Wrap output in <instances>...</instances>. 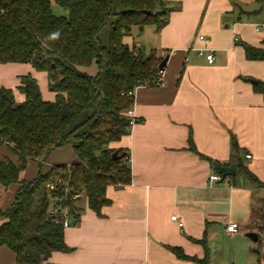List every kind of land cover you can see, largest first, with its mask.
Here are the masks:
<instances>
[{
    "label": "crops",
    "instance_id": "1",
    "mask_svg": "<svg viewBox=\"0 0 264 264\" xmlns=\"http://www.w3.org/2000/svg\"><path fill=\"white\" fill-rule=\"evenodd\" d=\"M165 1L173 8L168 23L159 31L147 26L157 44L150 50L168 58L161 84L136 88L137 122L112 144L128 151L131 182L107 188L110 203L100 215L83 193L79 221L64 230L69 251L41 264H199L205 258L208 264H264V96L257 88L264 61L249 60L244 51V45L264 49V0ZM199 35L208 40L213 64L198 55ZM123 42L132 47L135 39ZM96 67L80 70L95 76ZM26 76L36 79L44 101L55 100L47 73L31 64H0V88L12 90L17 103L25 101L18 88ZM4 157L18 163L7 148L0 150ZM238 160L263 186L247 182ZM76 161L72 146L57 149L41 165L30 161L20 180ZM215 162L235 165V175L210 182L218 174ZM17 190L0 184V212L9 211ZM232 223L239 226L235 234L226 231ZM0 264L19 263L1 247Z\"/></svg>",
    "mask_w": 264,
    "mask_h": 264
},
{
    "label": "trees",
    "instance_id": "2",
    "mask_svg": "<svg viewBox=\"0 0 264 264\" xmlns=\"http://www.w3.org/2000/svg\"><path fill=\"white\" fill-rule=\"evenodd\" d=\"M57 4L68 17L55 15L50 0H0V64H31L47 73L49 90L55 94L53 102L44 101L31 76L21 78L22 103L16 102L12 90L0 88V150L7 148L18 159H0V184L18 185L9 211L0 212V248L13 251L19 264H41L54 252L69 251L63 225L48 220L54 204L68 210L77 223L81 208L72 195L85 193L89 208L100 215L110 203L107 188L131 182L129 153L112 144L132 126L126 113L134 106L136 88L158 87L165 69H159L164 59L156 50L146 52L123 42L135 29L163 28L173 11L165 0ZM244 51L247 59L264 61V49L244 45ZM94 62L95 76L80 70ZM257 88L264 96V83ZM66 146H72L76 162L40 171L32 181L20 180L30 161L41 165ZM115 152L121 156L117 160ZM236 165L250 185H262L240 160ZM52 195L58 202H51ZM172 251L188 259L180 249Z\"/></svg>",
    "mask_w": 264,
    "mask_h": 264
},
{
    "label": "built area",
    "instance_id": "3",
    "mask_svg": "<svg viewBox=\"0 0 264 264\" xmlns=\"http://www.w3.org/2000/svg\"><path fill=\"white\" fill-rule=\"evenodd\" d=\"M198 42L201 43L203 46L198 48L197 52H198V55L201 56V57H204L207 61L208 64H213L214 63V54L211 50H209L207 48V43H208V40L205 36L203 35H199L198 38H197ZM127 116L130 118V123L131 125H134L137 120L132 116V109L131 110H128V112L126 113ZM246 158H250V155H247ZM220 175L218 174H214L212 176H210V182H217L220 180ZM50 190H55V186L54 185H51L49 187ZM83 195V192H77L75 193L74 195H72V200H78L81 198V196ZM51 202L54 203V202H58V197L57 196H51ZM51 215L54 216V219H56V221L60 224L63 225V227L66 229L68 227H70L72 225V219H71V216L68 212V210H60L58 208L57 205H53L52 207V210H51ZM172 220L173 221H177V217L176 216H173L172 217ZM179 225H182L181 223H179ZM226 231L230 234H235L239 231V226L235 223H232V224H229L226 228Z\"/></svg>",
    "mask_w": 264,
    "mask_h": 264
},
{
    "label": "rangeland",
    "instance_id": "4",
    "mask_svg": "<svg viewBox=\"0 0 264 264\" xmlns=\"http://www.w3.org/2000/svg\"><path fill=\"white\" fill-rule=\"evenodd\" d=\"M52 10L55 15L68 17V12L60 8L58 5H55V3L52 6ZM133 37L135 39L136 47L138 49H143L146 52L150 51L151 48H154V45H157L155 39V30L153 27H145L143 31L135 29L133 32Z\"/></svg>",
    "mask_w": 264,
    "mask_h": 264
},
{
    "label": "water",
    "instance_id": "5",
    "mask_svg": "<svg viewBox=\"0 0 264 264\" xmlns=\"http://www.w3.org/2000/svg\"><path fill=\"white\" fill-rule=\"evenodd\" d=\"M167 60H168V58L166 57V58L162 61V63H161L160 66H159V69H160V70H163V69L165 68L166 63H167ZM120 157H121V156H118V153H117V152H115V153L113 154V159H114V160H117V159H119ZM213 166H214V169L218 172V174L221 175V178H222V179H225L226 177L231 176V175H233V174L236 172V166H235V165H231V166H227V167H225V166H222V165L218 164L217 162H215V163L213 164ZM53 219H54V216H53V215H51V216L48 217V220H49V221H51V220H53ZM247 237L250 238V239L253 240V241H257V239H258V237L256 236V234H254V233H249V234H247Z\"/></svg>",
    "mask_w": 264,
    "mask_h": 264
},
{
    "label": "clouds",
    "instance_id": "6",
    "mask_svg": "<svg viewBox=\"0 0 264 264\" xmlns=\"http://www.w3.org/2000/svg\"><path fill=\"white\" fill-rule=\"evenodd\" d=\"M58 35V34H57Z\"/></svg>",
    "mask_w": 264,
    "mask_h": 264
}]
</instances>
